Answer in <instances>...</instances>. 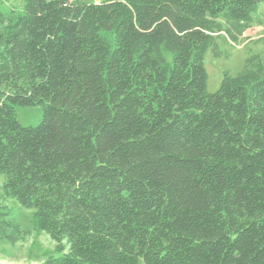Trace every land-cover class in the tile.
I'll list each match as a JSON object with an SVG mask.
<instances>
[{
    "label": "trees",
    "instance_id": "16d2710c",
    "mask_svg": "<svg viewBox=\"0 0 264 264\" xmlns=\"http://www.w3.org/2000/svg\"><path fill=\"white\" fill-rule=\"evenodd\" d=\"M7 0H0V5ZM264 0H23L0 11V243L38 264H264V63L205 57ZM16 107H40L22 126ZM11 203V205L9 204Z\"/></svg>",
    "mask_w": 264,
    "mask_h": 264
},
{
    "label": "rangeland",
    "instance_id": "374dc122",
    "mask_svg": "<svg viewBox=\"0 0 264 264\" xmlns=\"http://www.w3.org/2000/svg\"><path fill=\"white\" fill-rule=\"evenodd\" d=\"M74 3L90 4L94 0H71ZM23 0H7L0 5V11L8 18L22 13ZM221 55H215L214 50H208L205 57V67L209 76L208 91H218L225 72L237 75L243 71L247 60L253 56H260L264 63V4L255 16L253 25L243 34L238 44H231L223 35L218 40ZM16 115L22 126H36L43 118L40 107H16ZM11 205V203L9 202ZM15 217L21 229L28 232V236L16 245L0 243V264H38L30 258L31 252H38L36 243L42 252H52L55 243L46 233L38 234L32 226L31 213L24 209H16Z\"/></svg>",
    "mask_w": 264,
    "mask_h": 264
}]
</instances>
